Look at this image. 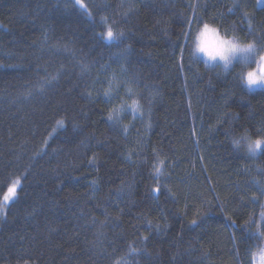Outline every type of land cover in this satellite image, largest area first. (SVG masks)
<instances>
[{
    "label": "trees",
    "instance_id": "trees-1",
    "mask_svg": "<svg viewBox=\"0 0 264 264\" xmlns=\"http://www.w3.org/2000/svg\"><path fill=\"white\" fill-rule=\"evenodd\" d=\"M81 4L0 0V264H264V88L194 52L264 54V5Z\"/></svg>",
    "mask_w": 264,
    "mask_h": 264
},
{
    "label": "clouds",
    "instance_id": "clouds-1",
    "mask_svg": "<svg viewBox=\"0 0 264 264\" xmlns=\"http://www.w3.org/2000/svg\"><path fill=\"white\" fill-rule=\"evenodd\" d=\"M233 44L236 45V47H233ZM194 52L203 57L209 64L219 65L224 70H229L235 63H240L245 69L242 74L243 79L241 83L247 89L264 88V66L256 67L255 70L247 66L245 57L251 56L252 53L245 49V44L233 40L231 44L221 47L219 45H213L210 40H205L203 45H201L200 41L196 39ZM253 72L254 76H249V73ZM257 140L261 141L260 149L264 147V138L258 139L253 137H247L246 139L242 137L238 147L243 144L246 151L249 153V146L251 145L255 149V141ZM258 150L259 149H256V152Z\"/></svg>",
    "mask_w": 264,
    "mask_h": 264
},
{
    "label": "snow or ice",
    "instance_id": "snow-or-ice-1",
    "mask_svg": "<svg viewBox=\"0 0 264 264\" xmlns=\"http://www.w3.org/2000/svg\"><path fill=\"white\" fill-rule=\"evenodd\" d=\"M76 3L80 4L81 8L84 7V5L81 4V0H76ZM257 4L258 5H264V0H257ZM245 16H247V13H245ZM122 35H123V33L114 34L111 27H109L106 35L103 36L102 38L105 39L107 42H113V41L118 40L119 37ZM197 40L200 41L201 45H203L205 40H210L213 45H219V46L223 47L224 45L231 44L234 39H232V40L223 39L217 33V31L214 28H210L208 24H205L203 29L200 30V32L197 36ZM233 47H236V45L233 44ZM245 49L252 54H254L256 52V46L254 44L245 45ZM247 59H248V57H245V60H247ZM225 66H227V65H225ZM262 66H264V54H261L259 57L258 67H262ZM249 76H254V72L249 73ZM109 119H111V115L109 116ZM243 138L246 139L247 137L245 136ZM233 143L235 146L238 147L239 140L233 141ZM260 146H261V141L260 140L255 141V149L250 145L249 149H248L249 153L255 155L256 149H260ZM17 183H18V181H17ZM14 192H15V185H13L12 187L9 188V190H8L9 194L4 197V203H0V208L7 206V202L9 200L10 196L14 195ZM261 194L264 195V190L261 191ZM253 199H255V197ZM261 218L264 219V212L261 213ZM192 223L195 224L196 221L193 220ZM233 223H235V221H233ZM261 259H264V257H262Z\"/></svg>",
    "mask_w": 264,
    "mask_h": 264
},
{
    "label": "rangeland",
    "instance_id": "rangeland-1",
    "mask_svg": "<svg viewBox=\"0 0 264 264\" xmlns=\"http://www.w3.org/2000/svg\"><path fill=\"white\" fill-rule=\"evenodd\" d=\"M256 3H257V0H256ZM257 6H263V5H258V4H257ZM203 27H204V26H202V27L200 28V30H202ZM209 27H210V28H213V27H211V26H209ZM214 29H215V28H214ZM200 30L198 31L197 36H198ZM215 30H216V29H215ZM107 31H108V28H106L105 32L103 33V36L106 35ZM216 31H217V30H216ZM217 33H218V31H217ZM218 34H219V33H218ZM219 35H220V34H219ZM220 36H221V35H220ZM221 37H222V36H221ZM222 38L225 39V40H232L231 38H225V37H222ZM196 39H197V37H196ZM245 45H246V44H245ZM195 55H196L197 57H199L200 59H202L206 64H208V65H214V64H209V63H208L206 60H204L203 57H201L200 55H198V54H196V53H195ZM260 55H261V54H259L258 52H255L254 54H252L251 56H249L248 59L246 60V63H250V64H251L250 67H252L253 70H255V68L258 67V64H259V57H260ZM253 89H257V88H253ZM257 152H258V151H257ZM257 152H256V154H257ZM256 154H255V155H256ZM17 181H18V180L13 181V182L8 186L6 192H5L4 196H3L2 203H4V197H5L6 195L9 194V193H8L9 188L12 187L13 185H15V192H14V195L10 196V198H9V200H8V202H7V205H8V204L14 199V197H15V193H16V189H17V187H18V183H17ZM4 210H5V207L0 208V216L2 215V212H3ZM262 212H264V201H263V206H262V209H261V213H262ZM261 213H260V214H261ZM261 219H262V218H261ZM262 220H264V219H262ZM114 264H128V260H126V258H123V259H120V260L116 261Z\"/></svg>",
    "mask_w": 264,
    "mask_h": 264
}]
</instances>
